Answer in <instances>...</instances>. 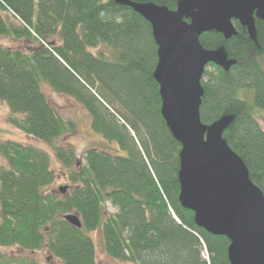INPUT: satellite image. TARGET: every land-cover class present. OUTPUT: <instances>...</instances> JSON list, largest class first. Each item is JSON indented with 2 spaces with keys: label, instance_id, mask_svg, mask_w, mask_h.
Here are the masks:
<instances>
[{
  "label": "trees",
  "instance_id": "16d2710c",
  "mask_svg": "<svg viewBox=\"0 0 264 264\" xmlns=\"http://www.w3.org/2000/svg\"><path fill=\"white\" fill-rule=\"evenodd\" d=\"M132 1L176 10L182 0ZM232 26L236 34L229 38L216 30L200 37L206 49H223L236 60L228 70L207 66L201 118L213 125L232 117L223 137L264 193V114L254 112L264 110V19H256L255 39L245 20ZM2 38L26 47L4 45ZM100 45L110 52L91 51ZM157 50L152 24L118 0H0V101L12 124L52 147L71 184L62 195L52 192L55 175L46 150L0 141L8 162L0 169V264H36L2 251L10 247L46 249L64 264H97L94 231L102 232L107 253L125 262L231 264L229 238L201 227L181 200L182 145L163 117L154 77ZM44 84L79 101L92 130L128 154L92 147L80 162L72 148L58 146L75 126ZM247 87L254 89L253 102L238 95ZM107 203L117 212H109ZM70 213L79 215L81 228L65 220Z\"/></svg>",
  "mask_w": 264,
  "mask_h": 264
},
{
  "label": "water",
  "instance_id": "95a60500",
  "mask_svg": "<svg viewBox=\"0 0 264 264\" xmlns=\"http://www.w3.org/2000/svg\"><path fill=\"white\" fill-rule=\"evenodd\" d=\"M142 14L153 27L158 47L154 77L160 86L163 117L181 143V200L193 208L201 227L231 241V264H264V193L248 166L223 137L232 117L207 125L201 118L203 77L214 64L228 70L236 60L223 49L209 50L202 34H236L234 20H245L252 39L256 19H264V0H182L176 10L118 0ZM186 18L191 19L190 22ZM68 187L60 188L66 193ZM65 220L82 227L79 215Z\"/></svg>",
  "mask_w": 264,
  "mask_h": 264
},
{
  "label": "rangeland",
  "instance_id": "374dc122",
  "mask_svg": "<svg viewBox=\"0 0 264 264\" xmlns=\"http://www.w3.org/2000/svg\"><path fill=\"white\" fill-rule=\"evenodd\" d=\"M8 21L14 24H18L17 20L9 13H6ZM2 43L9 46H20L21 48L26 47L23 41H13L7 38H2ZM33 45H38L34 42ZM91 51L95 54L100 52L108 54L110 47L106 45H100L97 48H92ZM213 67H209L211 70ZM43 91L57 106L63 118L69 122H72L75 126L74 131H66L63 136L58 140L57 145L65 148H72L78 155L80 162L84 161V155L87 149L97 147L108 150L115 154L127 155L128 152L123 150L118 142L108 141L102 135L95 133L91 128V116L84 106L77 101L74 97L60 93L48 84L43 85ZM239 97L247 99L253 102L254 89L244 88L239 91ZM255 114L261 117L264 114V110L261 108H255ZM11 113L8 105L0 101V141H15L26 145H33L41 149L46 150L51 156V168L55 175V181L50 187V190L54 193L62 195L60 188L63 186H69L70 172L65 165L58 159L54 150L50 145L45 142L39 141L17 128L10 121ZM8 166V162L5 157L0 154V169ZM107 210L115 213L117 209L107 203ZM97 247V264H134L132 262H125L117 260L111 257L104 247V238L101 231H94L91 233ZM2 251L6 254L19 257L21 260L24 257H30L36 264H64L61 260L54 257L46 249L40 250L34 253L24 252L20 248L10 247L2 248Z\"/></svg>",
  "mask_w": 264,
  "mask_h": 264
},
{
  "label": "built area",
  "instance_id": "2783aa9c",
  "mask_svg": "<svg viewBox=\"0 0 264 264\" xmlns=\"http://www.w3.org/2000/svg\"><path fill=\"white\" fill-rule=\"evenodd\" d=\"M203 255H204L205 258H207V259L209 258V253H208L206 248L203 251Z\"/></svg>",
  "mask_w": 264,
  "mask_h": 264
}]
</instances>
